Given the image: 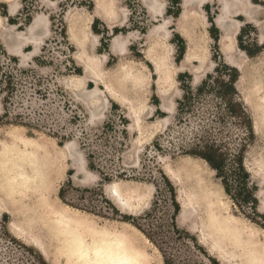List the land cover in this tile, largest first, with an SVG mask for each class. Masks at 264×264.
<instances>
[{
	"label": "rangeland",
	"instance_id": "rangeland-1",
	"mask_svg": "<svg viewBox=\"0 0 264 264\" xmlns=\"http://www.w3.org/2000/svg\"><path fill=\"white\" fill-rule=\"evenodd\" d=\"M248 2L261 21L233 14L240 26L224 49L220 0H206L180 25L184 0H0V264H73L55 235L61 210L93 230L127 227L152 264H221L180 219L168 173L180 161L204 167L226 212L264 247L253 170L264 155L254 93L264 0ZM38 16L45 22L33 27ZM219 64L239 75L228 98L217 94L216 80H226ZM229 99L239 118L227 113ZM207 144L221 155L220 176L193 155ZM112 188L132 207L119 210ZM236 252L240 264H254L253 253Z\"/></svg>",
	"mask_w": 264,
	"mask_h": 264
},
{
	"label": "bare ground",
	"instance_id": "bare-ground-1",
	"mask_svg": "<svg viewBox=\"0 0 264 264\" xmlns=\"http://www.w3.org/2000/svg\"><path fill=\"white\" fill-rule=\"evenodd\" d=\"M205 1L184 0L183 12L178 24L180 25V22L186 20L190 14L199 13ZM220 1L222 16L217 23L225 34L221 41L225 49L230 48L229 38L237 33L240 26L239 22L230 21L231 16L238 14L248 20H255L257 15L247 0ZM15 8L16 4L11 3L10 13H13ZM152 9L154 10V7ZM155 12H159V8L155 9ZM44 22V19L38 16L34 20L33 27ZM263 37L264 33L261 39ZM121 42L116 38L113 46L116 47ZM153 62H155V70L159 72L160 64L154 58ZM258 70L259 79L256 81L257 87L254 88V93L259 97L260 120L264 125V66L261 65ZM253 170L261 188L256 199L258 206L264 210V155L255 161ZM34 172L38 175L36 170ZM168 173L176 187L181 207V221L190 224L191 230L199 232L201 241L208 245L209 251L216 255L221 264L242 263L236 254V249L246 254L253 253L256 258L254 264H264L263 245L257 243L247 226L237 222L236 218L226 212L221 201L222 191L209 183L204 167L196 162L180 161ZM110 194L119 210L125 211L132 207L130 201L117 189H110ZM57 213H60L57 223L61 227L58 229L59 234L55 232V235L64 243L66 256L73 264H152L146 248L139 243L140 241L138 242L136 234L127 227L105 226L104 229L93 230L88 226L89 223L85 221L84 224L75 214L62 210Z\"/></svg>",
	"mask_w": 264,
	"mask_h": 264
},
{
	"label": "trees",
	"instance_id": "trees-1",
	"mask_svg": "<svg viewBox=\"0 0 264 264\" xmlns=\"http://www.w3.org/2000/svg\"><path fill=\"white\" fill-rule=\"evenodd\" d=\"M114 32H116V31L114 30ZM209 32L211 34V37L214 39V41L217 42V35L215 33V29L213 28V26H211V28L209 29ZM243 34H244V28H241V30L237 36V39L239 41L241 40ZM262 49H264V46L262 47ZM214 71H215V73H218L219 71H221L226 76V80H219V81L216 80L217 94H219V96H221L223 98L230 97V95L235 92L234 84L236 83V81L239 77L237 70L235 68H232V67L226 65V64H219L215 68ZM210 77H211L210 75H207V79H209ZM207 79L203 80V82L201 83V86L196 91V94L201 93L202 90L205 88V86L207 84ZM190 98L191 97H189V95H187V94L184 96L183 101L180 102L178 105V112L183 111L187 101L190 100ZM224 104H225L227 113L229 112V114L233 113L236 116L238 115V112L241 109V107L239 105H236L230 99H229V101L225 102ZM242 115H243V112L240 111V115L237 116V118H239ZM248 130L250 132L252 131L250 123L248 124ZM193 155H196L197 157H199L203 161H205L210 166L211 169H213L217 172V176H220V174H221V170H220L221 169L220 168L221 155L218 154L217 148H215L213 145L207 144L201 152L193 153ZM238 168L241 170L243 169L241 159L238 160ZM221 183H222V186H223L226 194H229L228 185L225 182V180L222 179ZM253 201L256 204V199H254ZM127 221H125V222H127ZM35 261H36V264H46L41 258H35Z\"/></svg>",
	"mask_w": 264,
	"mask_h": 264
},
{
	"label": "crops",
	"instance_id": "crops-1",
	"mask_svg": "<svg viewBox=\"0 0 264 264\" xmlns=\"http://www.w3.org/2000/svg\"><path fill=\"white\" fill-rule=\"evenodd\" d=\"M247 1H249V0H247ZM254 9H255V11H256V8L255 7H253ZM256 13V15L258 14L257 13V11L255 12ZM98 16V15H97ZM101 19H103V20H105L104 18H102L101 16H99ZM244 19H245V21L247 22V23H252V24H254V25H256L258 22H260L259 20L263 17V16H261V15H257V18L255 19V20H248V19H246L244 16H242ZM106 21V20H105Z\"/></svg>",
	"mask_w": 264,
	"mask_h": 264
}]
</instances>
